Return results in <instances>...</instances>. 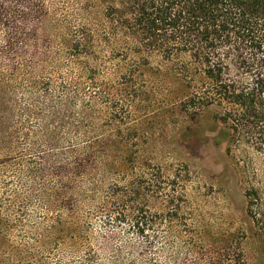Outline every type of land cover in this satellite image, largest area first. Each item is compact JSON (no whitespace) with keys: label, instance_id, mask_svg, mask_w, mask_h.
Returning <instances> with one entry per match:
<instances>
[{"label":"rangeland","instance_id":"rangeland-1","mask_svg":"<svg viewBox=\"0 0 264 264\" xmlns=\"http://www.w3.org/2000/svg\"><path fill=\"white\" fill-rule=\"evenodd\" d=\"M93 4L0 0V256L13 245L22 264H264V153L229 155L220 109H187L178 66L109 35ZM52 188L60 225L40 198Z\"/></svg>","mask_w":264,"mask_h":264},{"label":"trees","instance_id":"trees-1","mask_svg":"<svg viewBox=\"0 0 264 264\" xmlns=\"http://www.w3.org/2000/svg\"><path fill=\"white\" fill-rule=\"evenodd\" d=\"M92 1L93 9L103 10L109 35L133 40L138 50L160 53L178 66L175 75L187 82L190 91L187 109H220L215 119L216 141L226 144L229 155L242 146L264 153V0ZM1 183L8 186L4 179ZM53 193L58 194L55 188L40 192V198L46 211L56 210L60 225L66 209L54 202ZM4 196L8 206L13 198L18 200L15 195L9 197L7 190ZM78 200L73 212L81 217ZM3 210L0 203V217ZM133 227L145 234L149 221L137 220ZM5 238L0 236L1 248ZM70 240L77 250L78 240ZM68 245L59 243L60 247ZM24 261L23 252L13 245L0 256V264Z\"/></svg>","mask_w":264,"mask_h":264}]
</instances>
